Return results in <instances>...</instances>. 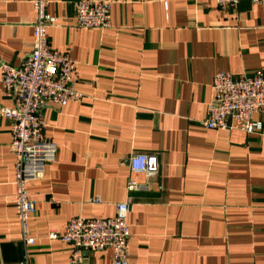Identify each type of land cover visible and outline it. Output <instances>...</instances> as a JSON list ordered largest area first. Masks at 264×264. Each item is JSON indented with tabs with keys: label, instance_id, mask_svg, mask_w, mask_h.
I'll use <instances>...</instances> for the list:
<instances>
[{
	"label": "crops",
	"instance_id": "0c3cea01",
	"mask_svg": "<svg viewBox=\"0 0 264 264\" xmlns=\"http://www.w3.org/2000/svg\"><path fill=\"white\" fill-rule=\"evenodd\" d=\"M35 0H0V64L30 53ZM53 49L76 62L81 101L47 105L56 160L29 182L25 244L15 206V153L0 113V264H68L47 237L75 215L105 218L131 198V264H264V135L206 129L218 71L264 73V6L216 0H107L108 28L74 25L75 0H44ZM12 101L0 86V111ZM256 119H264L262 113ZM156 163L134 171L133 155ZM134 181L138 189L128 190ZM100 202H91L94 199ZM110 249L84 264H112Z\"/></svg>",
	"mask_w": 264,
	"mask_h": 264
},
{
	"label": "built area",
	"instance_id": "2783aa9c",
	"mask_svg": "<svg viewBox=\"0 0 264 264\" xmlns=\"http://www.w3.org/2000/svg\"><path fill=\"white\" fill-rule=\"evenodd\" d=\"M242 1L264 6V0H216L222 8L235 7ZM37 13L33 26L30 53L18 66L0 64V86L12 101L1 109L12 133V146L16 156L14 184L15 206L25 244H34L29 234L30 217L36 211L35 202L28 195L29 182L38 179L46 167L56 160L57 143L46 135L48 126L42 109L47 105L64 107L70 101H81L82 93L74 87L76 62L67 53L55 50L49 41V28L57 19L47 10L44 0H35ZM74 25L78 28L106 29L111 24V2L107 0H75ZM212 99L208 104L206 129L240 130L248 135H264V73L235 75L218 71L211 84ZM130 167L134 171L153 174L157 165L145 154L133 155ZM138 185L128 184L134 191ZM94 199L91 202H100ZM131 198L117 203L116 213L105 218L75 215L68 220L64 230H50L47 237L69 244L68 264H84L86 251L99 252L110 249L112 264L130 263L131 230L128 215Z\"/></svg>",
	"mask_w": 264,
	"mask_h": 264
},
{
	"label": "water",
	"instance_id": "95a60500",
	"mask_svg": "<svg viewBox=\"0 0 264 264\" xmlns=\"http://www.w3.org/2000/svg\"><path fill=\"white\" fill-rule=\"evenodd\" d=\"M90 252H93V251H86V252L84 253V257H85V255H86L87 253H90Z\"/></svg>",
	"mask_w": 264,
	"mask_h": 264
}]
</instances>
